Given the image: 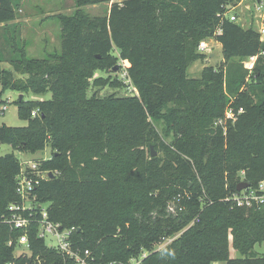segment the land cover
I'll return each instance as SVG.
<instances>
[{
	"label": "trees",
	"instance_id": "obj_1",
	"mask_svg": "<svg viewBox=\"0 0 264 264\" xmlns=\"http://www.w3.org/2000/svg\"><path fill=\"white\" fill-rule=\"evenodd\" d=\"M239 1L114 0L103 16L78 7L61 19L58 52L40 59L26 58L22 48L9 53L26 79L0 68L1 91L53 92L44 100L18 98L26 123L0 125V144L23 153L50 149L36 161L46 176L29 197L45 204L53 222L75 227L73 246L89 249L96 264H264L254 249L264 242V205L225 199L241 180L254 187L264 178V40L230 20ZM13 5L0 0V24L14 19ZM203 38L220 44L222 60L188 77L190 63L204 56L196 51ZM252 55L247 79L242 62L232 60ZM120 60L128 62L126 74L115 81L130 79L139 95L88 96L90 86L112 82L94 73H118ZM228 107L233 118L225 120ZM151 145L159 155L151 156ZM19 168L14 153L0 155V211L18 200ZM170 202L182 209L167 211ZM20 234L0 225V264L29 261L7 244ZM29 239L31 261L39 255L42 264H75L33 232Z\"/></svg>",
	"mask_w": 264,
	"mask_h": 264
},
{
	"label": "rangeland",
	"instance_id": "obj_2",
	"mask_svg": "<svg viewBox=\"0 0 264 264\" xmlns=\"http://www.w3.org/2000/svg\"><path fill=\"white\" fill-rule=\"evenodd\" d=\"M14 6V19L9 20L6 25L0 24V52L2 53V60L0 68L11 72L13 79H26V74H21L10 64L8 58L9 53L16 49L18 55L21 48L25 52V57L28 59H40L46 57L48 54L58 52L60 49L62 17L71 16L74 11L80 7L82 12L89 16H103L108 13V9L114 0H89L87 4H83L82 0H12ZM80 5V6H79ZM264 0H240L237 4L232 6L227 14H234L236 16V23L242 25L244 28L251 27L255 30H260L264 21ZM263 13V14H262ZM8 27V28H7ZM264 37V34H262ZM204 42L205 49L200 48V43ZM196 48L198 53L204 54L201 59L194 60L187 68L188 77H199L201 70L204 66H216L222 60V52L220 44L212 38H203ZM22 50V51H23ZM212 54V56L210 55ZM233 62H242L245 69L248 70L246 76L249 79L251 70L247 65V58H234ZM128 62L119 61L122 69L118 73L113 71L104 72L96 71L95 77L110 76L111 83L103 85H92L88 89V96L95 94L98 97H105L114 95L116 97H123L128 95H139L138 89L134 86L130 79H124L123 83H118L115 78H122L125 76V66ZM231 64V63H230ZM229 64V65H230ZM19 94H22L25 100H44L53 96V92L45 90L43 92H25L6 89L1 91L0 86V109L3 105L6 109L0 112V125L6 124L11 126H23L26 121L18 114L17 104L15 101L18 99ZM216 120L214 121V123ZM156 129L159 134L165 138L166 141L170 140V136L164 135L165 126L163 124H156ZM7 153H14L20 161L31 160L37 161L39 159H46L50 156V149L35 153H23L13 149L10 145L0 144V155ZM156 155H159L156 152ZM47 245L55 244L56 239L47 236L45 239ZM254 249L264 255V242L258 243ZM238 253L231 247L229 248V255L236 256ZM212 264H224L221 261H215Z\"/></svg>",
	"mask_w": 264,
	"mask_h": 264
},
{
	"label": "built area",
	"instance_id": "obj_3",
	"mask_svg": "<svg viewBox=\"0 0 264 264\" xmlns=\"http://www.w3.org/2000/svg\"><path fill=\"white\" fill-rule=\"evenodd\" d=\"M229 18L230 20L236 21V16L234 14H229ZM258 32L260 33L261 40H264V37L262 36V34H264V21ZM199 45L201 49H205L206 47L202 41ZM257 57L258 55H252L247 58V66L250 69L253 68ZM5 109L6 106L3 105L0 112L2 113ZM241 110L242 109L240 108L238 112ZM37 114V109L31 111L32 116H36ZM224 117L225 120L233 118L232 108L228 107L226 109ZM225 120L220 118L217 120V123L223 124ZM45 176L46 172L39 170L36 161H20V168L15 176V192L18 196V200L8 203L4 210L0 211V225H8L11 229L21 230L20 235L14 239L10 238L7 241L8 245L15 244L13 256L16 258L19 256H26L29 261L25 262V264H42L39 255H36L33 261L30 260L33 251L31 249L29 235L33 232L35 239L43 240L44 243L47 236L55 238V244L47 245L45 243V245L49 249H55L58 251L64 259H70L75 264H96L89 249L81 250L73 246L71 235L75 230V227L64 228L59 223L53 222L48 217L45 204H37L33 202L31 197H29L32 189L38 183V178H45ZM225 199L231 200L232 203L238 207H259L260 205H264V178L259 180L256 186L251 187L249 185L248 187L227 196ZM181 209L182 206H178L174 202H170L167 205V211L171 213H176ZM196 220L197 219H195V221ZM171 239L172 238H167L163 243L158 245V248H161L163 245L170 242ZM131 262V264H139L140 261L139 259H132ZM6 264H16V262L9 261Z\"/></svg>",
	"mask_w": 264,
	"mask_h": 264
},
{
	"label": "water",
	"instance_id": "obj_4",
	"mask_svg": "<svg viewBox=\"0 0 264 264\" xmlns=\"http://www.w3.org/2000/svg\"><path fill=\"white\" fill-rule=\"evenodd\" d=\"M257 1H259V0H257ZM210 55L212 56V54H210ZM18 98L21 99L22 94H19ZM150 154H151V156H156V154H157L152 145L150 146ZM248 186H249L248 182L242 180L237 184L236 189H237V191H240V190H242ZM115 264H123V263L117 262Z\"/></svg>",
	"mask_w": 264,
	"mask_h": 264
}]
</instances>
